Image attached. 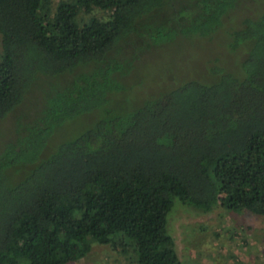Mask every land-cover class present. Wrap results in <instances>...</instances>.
Instances as JSON below:
<instances>
[{
  "label": "trees",
  "instance_id": "16d2710c",
  "mask_svg": "<svg viewBox=\"0 0 264 264\" xmlns=\"http://www.w3.org/2000/svg\"><path fill=\"white\" fill-rule=\"evenodd\" d=\"M181 2L0 0V128L39 76L60 81L0 151V264H67L96 243L183 264L175 199L264 216V0ZM193 36L222 50L118 110L134 50ZM84 115L94 125L58 134Z\"/></svg>",
  "mask_w": 264,
  "mask_h": 264
},
{
  "label": "rangeland",
  "instance_id": "374dc122",
  "mask_svg": "<svg viewBox=\"0 0 264 264\" xmlns=\"http://www.w3.org/2000/svg\"><path fill=\"white\" fill-rule=\"evenodd\" d=\"M191 1L182 0L185 4ZM252 10L253 7H244L239 16ZM218 38L178 37L162 45L134 50L132 58H128L131 66L124 69L125 74L120 80L124 88L113 99L118 110L128 112L142 100L154 98L175 82L203 71L208 56L212 57L222 50L218 45L222 39ZM59 83V80L54 81L48 76L38 77L33 94L20 111L9 117L7 125V122L1 124L0 151L28 124L30 115L42 111L46 95ZM103 111L99 115H104ZM94 123L88 116H80L64 122L58 134L73 137ZM168 225L183 264H264V216L246 209H228L221 204L210 211H203L175 199ZM67 264L138 263L132 251L121 253L110 245L96 243L86 257Z\"/></svg>",
  "mask_w": 264,
  "mask_h": 264
}]
</instances>
